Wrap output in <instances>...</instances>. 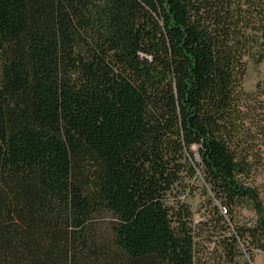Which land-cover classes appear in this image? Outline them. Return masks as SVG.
<instances>
[{"label": "trees", "instance_id": "obj_1", "mask_svg": "<svg viewBox=\"0 0 264 264\" xmlns=\"http://www.w3.org/2000/svg\"><path fill=\"white\" fill-rule=\"evenodd\" d=\"M248 60L264 63V0H0V264L254 261ZM193 179L196 227L177 199ZM205 234L218 254H197Z\"/></svg>", "mask_w": 264, "mask_h": 264}, {"label": "rangeland", "instance_id": "obj_2", "mask_svg": "<svg viewBox=\"0 0 264 264\" xmlns=\"http://www.w3.org/2000/svg\"><path fill=\"white\" fill-rule=\"evenodd\" d=\"M258 86H260L262 90H264V63H262L261 65H256L253 60H248L247 73L243 80V87L248 92H255L257 91ZM193 150L197 156V148L195 147ZM189 185L190 187L186 188V190H183L185 188H182V194H180L179 196L177 194V199L184 201L191 208L193 212V225L196 227V225L204 221L206 218V211L203 208L205 197L202 195V183L200 180L193 179L190 181ZM261 192L264 198V182L261 187ZM196 230L197 234L199 235L204 233L207 234V230H203V228L201 227L196 228ZM224 230L225 229H222V227H220L218 231L219 233H222ZM206 234L205 237L198 239L197 254H218L216 251H212L214 245L208 241L209 235ZM253 254L254 261L251 262L248 257H246L245 260L249 261L250 264H264V251L255 250Z\"/></svg>", "mask_w": 264, "mask_h": 264}]
</instances>
